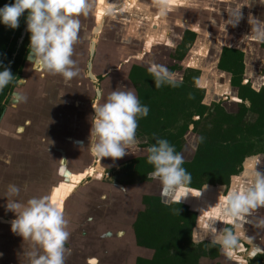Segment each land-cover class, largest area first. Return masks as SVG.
I'll return each instance as SVG.
<instances>
[{
    "label": "water",
    "instance_id": "water-1",
    "mask_svg": "<svg viewBox=\"0 0 264 264\" xmlns=\"http://www.w3.org/2000/svg\"><path fill=\"white\" fill-rule=\"evenodd\" d=\"M185 1L186 2L182 3L183 6L189 5L190 7L187 9L198 7L201 9L202 14L208 9H214V11L218 10L221 5L220 0ZM105 13L106 11H104L103 14ZM202 19L203 17L199 18L198 21L200 23H198L192 18L193 21H189L188 25L187 23H184L177 29H180L181 31L186 27L202 34L204 37L211 38L214 50H219L220 52L222 46L227 42L224 35L216 30L209 29L207 31L205 24H201V22H204ZM104 21L105 19L101 18L95 27L92 29L89 28V34H81L80 42L74 47L73 59L76 60L80 73H86L85 77L87 78V84H89V81H96V75L102 77L106 76L107 85L109 83L108 86L112 88L111 90L107 85H103L100 89L95 88L94 95H89L88 92L84 97L85 99L81 102L77 101L76 98H63L57 96L55 93L56 90L53 88L52 82H50V80H52V75L43 71H35L32 63L27 59L29 50L26 53L21 75L16 79L14 88L10 92L0 114V134H3V138L1 137L3 143H1L0 146V253H2V255H0V264H29L27 253L33 250L31 241H24L22 236L12 232L11 223L16 219V213L8 210V200H18L21 203H26L32 197H51L54 190L60 185H63L65 188H71L70 192L64 194L62 201H59V205L60 203L63 205L65 218L69 221L68 226H71L68 228V231L71 233L69 238L70 241L78 236L74 235V231L71 229L75 225L74 219H79L78 215H80L77 213L78 211L76 210V207L79 206L81 209L85 208L86 212L92 216L95 215V213L92 212H99L102 198L105 197L102 196L99 198L100 196L98 193L101 191H99L94 185L78 187L87 174L86 169L91 165L90 161L86 158V150H90L89 146L91 143L92 128L91 117L95 114L93 101L98 102L100 100L98 103H101L102 100V103H104L107 95L112 90L118 88L117 84L114 89V78L116 76L113 74L119 70L121 62L127 65L125 73L127 80L128 72L132 64H139L149 68V66L155 61L152 59L149 63L146 62L147 59L151 58L147 52H144L142 55L132 52L124 53L117 48L116 43L114 44V50H101V48H99L101 47L98 43L99 40L101 38L111 39V37H107V35L103 34L101 31V27L103 28L104 26ZM219 22L223 23L221 21ZM26 33L27 19L23 25L17 44L6 68L10 69ZM152 33L153 32H151V34ZM149 35L150 33L147 34L145 31L140 32L141 37L145 38L146 36L148 39L147 42L152 40V37L149 38ZM116 37L117 36H115V39H117ZM229 42L231 41L229 40ZM143 44H145V42ZM143 44L137 45L136 47H142L147 51V46ZM228 46L239 48L238 42L236 45L231 42ZM198 50L199 52H203L204 56V51L200 49ZM194 52L191 51L190 55L192 56ZM113 53L114 57L112 58ZM190 55H188L186 57L187 59L183 61L186 66H191L189 63V59L191 58ZM113 60H116V62L114 65H111ZM211 66L212 64H209V70ZM99 70H103V72ZM58 76L60 75L53 76V79ZM129 83L131 84V81L128 79V82L125 83L126 90L131 88ZM17 95L25 97V99L17 100ZM88 104L90 106H87ZM44 133L49 135H45ZM42 135H45L49 139L54 138L56 141H44V145L43 141H34L38 137H42ZM15 139H18L19 141H15ZM5 141H8V143L4 144ZM14 142L16 144L20 142L19 150L17 151L18 153H21L20 155L31 157L32 154L36 156L35 158L39 157L38 159L40 160L37 164L38 167L35 166L31 168V163L29 161L22 160L20 162H13L12 167H7L10 160H14L12 155V149L16 151ZM51 142L54 144L50 145ZM6 145H9V147H6ZM127 151L128 155L133 154L130 150ZM46 154H48V156H45ZM67 157H69V159H67ZM49 159L51 160L49 161ZM107 163H112V161H107ZM74 165L78 166L72 167ZM5 167L9 170H6ZM61 169H63V175L61 174ZM9 173L11 175H8ZM90 175L98 179L101 176V172L97 171V169L95 171L93 168ZM75 176L82 178L73 179ZM10 184H15L20 187L21 191L18 197L8 195ZM115 184L114 188L116 187L119 193L111 195L114 200V207L116 203H120L119 205L124 206L119 208L118 205L117 209H114V250H130L133 246L135 252L131 254L128 264H135L136 256L141 254L144 251V248L138 246L135 242L133 221L130 225H127V222L125 221L126 218L130 216V206L128 210H126V208L132 203L131 196L134 195L135 190L134 188H128L126 184ZM75 188L77 189L75 190ZM189 189L190 192H188V195L194 202L192 203V201L185 198V196V199H181L180 202L187 204L191 210L197 211V205L202 204V199L206 196L207 191L204 189ZM197 193L201 194L196 196ZM143 194L158 195L161 197L162 201L170 202L164 200L162 195L155 191V185H152V191L147 189ZM212 196V201H215L216 203L219 202V197ZM20 197L23 198L21 201L19 200ZM108 198L110 199V197ZM120 199L128 200L122 202ZM172 201L177 200L174 198ZM85 204L87 205L86 207ZM69 211H71V214L68 213ZM90 215L86 217V215L84 216L83 211H81V218L79 221L83 231H86L88 224L85 225L86 222L82 220H84L83 218H87L86 221H90L89 219H92V216ZM96 216L99 215L96 214ZM110 234V231H107V235L110 236ZM136 253L137 255H135Z\"/></svg>",
    "mask_w": 264,
    "mask_h": 264
},
{
    "label": "clouds",
    "instance_id": "clouds-1",
    "mask_svg": "<svg viewBox=\"0 0 264 264\" xmlns=\"http://www.w3.org/2000/svg\"><path fill=\"white\" fill-rule=\"evenodd\" d=\"M152 3L162 15L171 5L170 0H152ZM222 3L228 13V19L224 20L225 28L227 25L236 27L243 19V7L251 6L240 0H222ZM260 4H264V0H260ZM94 5L95 0H15L14 4L0 8V21L16 29L27 11V30L31 33L28 61L35 71L60 75L67 83L80 72L73 59L74 47L81 40L80 17L93 13ZM248 23L252 26L251 35L244 38L264 43V20L249 14ZM148 71L154 77L156 88L165 84L176 86L174 74L166 66L153 63ZM14 78L8 68L0 71V92ZM16 99L25 97L17 95ZM93 109L95 115L91 117L89 146L92 154L100 160L107 157L117 160L128 154L126 150L134 153L133 149L139 144L136 135L138 119L147 117L150 111L148 106L140 103L135 91L118 87L107 95L104 103L93 101ZM147 152V162L154 166L148 179H158L162 190L175 193L174 198L180 201L190 192L192 181L191 173L182 167L185 163L183 154L166 139H157ZM20 191L18 185L10 184L8 195L18 197ZM7 208L16 213V219L11 223L12 232L22 236L24 241L32 242L33 250L27 253L29 264H66L71 254L66 247L71 233L68 231L69 221L60 205L53 203L50 196H43L32 197L26 203L8 200ZM213 208L219 212L218 220L232 227L227 226L219 232L215 229L211 243L219 245L222 254L231 258L240 245L237 229L242 226L241 222H249L247 217L264 208V175L255 171L249 186L222 191L218 204Z\"/></svg>",
    "mask_w": 264,
    "mask_h": 264
},
{
    "label": "trees",
    "instance_id": "trees-1",
    "mask_svg": "<svg viewBox=\"0 0 264 264\" xmlns=\"http://www.w3.org/2000/svg\"><path fill=\"white\" fill-rule=\"evenodd\" d=\"M15 0H0V8L6 4H14ZM27 11L20 18L19 27L9 28L0 21V71L5 70L17 44L21 30L27 18ZM184 32V40L187 35H192L195 39L185 51H204L203 65L198 69L201 76L209 73V64L213 60L215 53L212 46V39L204 37L202 34L189 28ZM194 31V32H193ZM31 33H27L17 51L10 71L14 80L0 92V114L5 106L10 92L13 90L16 79L21 75V70L25 62V56L30 46ZM206 54V55H205ZM219 57V63L216 64V72L224 73L228 71L232 74L231 86L238 87L240 97L248 101L249 106L244 102L238 104L239 111L236 113H224L222 108L212 119L213 127L205 125L194 131L199 133L198 141L194 145L193 154L190 159L185 160L182 167L191 173L192 181L189 188L192 189H226L232 181L234 175L238 174L246 160L253 156L264 157V86L258 91L252 89L248 84H241V73L243 71L242 52L222 46ZM185 53L180 61L179 73H194V78L184 76V80L176 81V85H162L156 88L154 77L149 73L148 68L139 64H132L128 72V79L135 84L137 96L142 105L149 107L150 111L147 117L138 119V129L136 135H145L147 149L156 143L157 139H171L173 130L165 128L162 118L161 104H165V99L169 105L168 114L174 111V100L177 96L181 98L183 108L190 106L195 108L192 113H201L205 107L200 103L201 95L198 93V87L194 86L195 73L190 69L192 66H186L183 61L187 57ZM193 71V72H192ZM227 73V72H226ZM228 74V73H227ZM236 87L232 90L236 91ZM219 88H216L218 91ZM175 92H178L177 94ZM217 94L215 99H217ZM189 109V108H188ZM246 111H252L256 114L254 120L244 119ZM204 118V117H202ZM197 122L194 124L196 125ZM186 122L178 135L184 131ZM173 145L177 152L182 148V141H168ZM148 152L145 156L134 158L132 166L134 177L144 182L148 179V173L154 171V166L147 162ZM207 185V187H205ZM221 189V190H222ZM142 202L146 208L137 212L133 222V231L135 242L138 246L153 252L149 259L136 257L135 264H200L199 258L206 256L209 250L206 248V242L194 244L191 239L192 228L195 224V211L180 201L164 202L158 195L143 194ZM190 250V252H188ZM194 250V252H193ZM198 250V252L196 251ZM216 252V251H215ZM259 264L260 259L258 258Z\"/></svg>",
    "mask_w": 264,
    "mask_h": 264
},
{
    "label": "crops",
    "instance_id": "crops-1",
    "mask_svg": "<svg viewBox=\"0 0 264 264\" xmlns=\"http://www.w3.org/2000/svg\"><path fill=\"white\" fill-rule=\"evenodd\" d=\"M183 2L184 0H175V3H171L166 14L162 15L158 11V9L153 5L152 0H104L103 3H101L100 0H95L93 13H91L87 17L84 16L80 17L82 24L81 34L86 35L90 30L89 28L92 29L93 27H95V25L98 23L97 22L98 17L104 18L105 19L104 26L103 28L101 27V31L103 34L107 35V37H111V39L101 38L99 40L98 43L101 46L99 47L101 48V50H107V49L114 50V44L116 43L117 48L123 51L124 53L132 52V53H139L140 55H142L144 52H147L149 56L160 55L161 58L165 59L163 60L165 62L164 66H168L173 62L169 54L170 52L173 51L175 46L180 42L183 35V31L186 29V27H184L180 31V29L177 28L178 27L180 28V26L184 23H187L188 25L189 21L190 22L193 21L192 18H194L196 22L200 23L198 19L203 17L202 20L204 22H201V24H205L207 31L209 29L216 31L219 30L220 28L225 29L224 38L227 41L225 42V46L226 45L228 46L231 42H233L236 45V43L238 42V47H239L238 49L244 50L249 54L260 53V55L263 56L264 58V46H261V44L264 43L254 41L255 45H253L250 42L251 40L244 38L245 36L251 35L252 26L248 23L249 14H251L253 17L264 20V4H260V0H240L241 3H248L251 4V6L249 7L248 5H245L243 7L242 9L243 19L236 27L227 25L226 28L224 27L223 23L224 20L228 19V13L224 10L225 5L222 3V0H220L221 5L218 10L214 11V9H208L203 14L201 13V9L198 7H192L190 9H187L190 6L189 5L183 6L182 4ZM100 8L105 10L106 13L105 14L99 13ZM219 21L223 23H220ZM214 22L216 24L215 27H214ZM141 31H145L147 34L150 33L149 38L152 37V40H149L147 42L148 39L146 38V36L145 38L140 36ZM151 32L153 33L151 34ZM115 36H117L116 37L117 39H115ZM229 40L231 42H229ZM144 42L145 44H143ZM142 44L147 46L148 49L147 51L142 47H136L137 45H142ZM113 57H114V53L112 58ZM257 60L258 59H256V61ZM85 75L86 73L84 74V76H81L79 72V75L77 77H74L70 82L67 83L65 82L62 76L61 77L58 76L53 79V75H52L51 76L52 80H50V82H52L53 88L56 90L55 93L57 96L63 98L66 97L76 98L77 101L81 102L85 99L84 97L87 95L88 92L89 95H94L93 93H95V89L93 90L90 87V85L87 84V79H85ZM96 78L98 79V76ZM126 81L128 82V79ZM131 84H130L131 87L130 89L135 91L133 84L132 85ZM44 134L49 135L46 133ZM45 135L44 136L42 135V137L41 136L38 137L34 141H43V145H44V141H52V142L56 141V139L54 138L49 139ZM17 140L15 139V141ZM9 141H14V140H9ZM52 142L50 143V145L54 144ZM6 143H8V141H5L4 144ZM14 144L16 146V151L12 149V155L15 161L10 160V163H8L7 167H12L13 162H20L21 160L29 161L31 163V168L35 166L38 167L37 164L38 161L40 160L38 159L39 157L35 158L36 156L32 154L31 157H28L27 155H20L21 153L17 152L19 150L18 148L20 142L17 144L14 142ZM6 147H9V145H6ZM45 156H48V154H46ZM50 160L51 159H49V161ZM7 167H5L6 170H9L7 169ZM255 171H258L262 175H264L263 156L257 155L246 160L243 164L242 170L238 174L233 176L232 178L233 180L229 188L240 189L242 187L249 186L254 178ZM8 175L11 174L9 173ZM133 197L134 196H131V199ZM185 198L191 200L192 203L194 202L193 199L189 197L188 193L185 194ZM185 198L184 196L181 197L182 200ZM206 198L209 199V201L202 202V204L197 205L198 208L197 211H195L197 213V221L194 229V235L195 236L199 235V233L197 232V228L200 227L203 231V234H200L201 237L213 239L211 233L214 232L215 228L222 227L225 223L219 221L218 216L214 215L217 209L213 207H215L218 204V202L216 203L215 201L211 200L213 196H207ZM21 199L23 198L20 197L19 200L21 201ZM104 200L106 201L105 203H103ZM131 201L132 203L128 205L126 210H128L130 206L129 214L132 216L133 213L132 221L134 222L135 219L134 217L136 214L134 210L135 209L134 205H136V202L134 199ZM139 202L143 204L142 199ZM86 206L87 205L85 204V207ZM144 207L145 206L143 205L142 209H144ZM76 210L78 211L77 213L80 215H81V211H83L84 216L87 213L85 208L81 209V207L79 206L76 207ZM93 213L98 214L100 218L104 216H108L114 220L113 198L111 196L110 199L103 197L101 201V206L99 208V212L96 213V211H94ZM89 215L90 214L87 213L86 217ZM246 219L249 220V222H241L242 226L238 228L237 231L239 232L242 240L248 244L249 248L246 255L250 256L256 251L264 250V223H262L264 222V208L258 209L253 214L252 217H247ZM89 220H91V218ZM255 225H260V226L257 227ZM81 227L82 226H80L79 236L74 237L73 239H71V241L69 240V244L66 247L74 251H84L83 252L84 254L68 256L67 261L70 260V264H87L83 261V258H86L87 256H93L95 257L96 260H100L102 258L103 259L109 258L110 261H112V264H128L131 254L135 252L131 243L130 245L132 247L130 250H121V249L114 250V237L111 238L112 231L106 229L105 232L97 238L96 235L97 234L99 235V233L95 235L90 233V235L86 237V234L88 232L86 231L83 232V229ZM107 231H110L111 233L110 236L107 235ZM105 236L109 237L108 242L102 241ZM125 251H127V254H124ZM111 252H114V255L110 254ZM135 255H137V253ZM235 256L236 255L234 253V255L231 258L226 257L227 261L228 262L234 261L235 260L234 258H238L240 260L239 262L244 261L242 259L244 258L243 256H236V257Z\"/></svg>",
    "mask_w": 264,
    "mask_h": 264
},
{
    "label": "flooded vegetation",
    "instance_id": "flooded-vegetation-1",
    "mask_svg": "<svg viewBox=\"0 0 264 264\" xmlns=\"http://www.w3.org/2000/svg\"><path fill=\"white\" fill-rule=\"evenodd\" d=\"M216 26L215 22H214V27ZM188 30L185 29L183 31L184 32ZM192 31V30H190ZM219 33H221L222 35H224V28H220L219 30H217ZM194 32V31H193ZM188 39L186 41L184 40V35H182V38L180 40V42L175 46V48L173 49L172 52H170V58L173 60L172 64L166 66L170 72H172L174 74V78L175 81H181L184 80V76L186 75V73L183 75L182 73H179L178 70H180V61L183 57V55L187 52L185 51L188 50V47H190V45H192L193 41L195 39H193V36L187 35L186 36ZM261 46H264V44H261ZM232 49H236L238 51L242 52V65H243V71L241 73V84H248L252 89L258 91L262 86H264V58L263 56L260 55V53H248L245 52L244 50L235 48V47H230ZM250 55L247 56L246 55ZM214 56V55H213ZM219 57L220 54L218 53V57H217V65L219 63ZM214 58V57H213ZM256 59H258L256 61ZM215 67V66H214ZM191 70H195L196 68L193 69V67H190ZM192 71V72H193ZM195 82H194V86L200 88L198 93L201 95L200 97V103L204 104L205 107L201 110V113H192V115L189 113H191V111H195V108L190 106L188 108H183L182 105H179V103H181V98L179 96H177L176 100H174V111L170 114H168V110H169V105L167 103V101L165 99H162V101H165L166 103L162 105L161 110H162V118L164 119V127L165 128H170L171 130H173V132L175 134H173V136L171 137V139H166V137H164V139H166L167 141H182V148H183V142L187 141L186 140V135L187 133H191L192 137L190 139V141H193V145L196 144V141H198L199 138V133L194 131L195 126L197 127V129L202 128L204 125L205 127H213V125L215 123H213L212 119H214V116L216 113H218L219 111L216 110V104L218 105L217 107L222 108L224 113H236L239 111L238 108V104L240 102H244L245 104H247L249 106L248 101H244L243 98L240 97V94L238 92V87L236 86H231V80H232V74L228 71H225L224 73H217L216 72V67L211 68L209 70V73H205V76H201V71L199 74L198 69L195 70ZM228 74H227V73ZM189 76L188 78L191 80V78H194V73H187ZM180 88L179 85H176ZM133 87L136 91V86L133 83ZM232 87H236V91L232 90ZM216 88H219L218 91L216 90ZM176 94L178 92H175ZM137 94V91H136ZM217 96V99H215V95ZM250 116H252V118H250ZM204 117V118H202ZM254 118H256V114L252 111H246L245 115H244V119L251 121L254 120ZM186 122L184 131L181 133V136L178 135V131L180 129H182L183 127V123ZM195 122L196 125L194 124ZM137 137H143L144 141L142 144L139 143V146L143 148H145L144 153L138 154L136 156H133L125 161H122L116 165H114V167L108 169L109 171H113L114 170V177H111L110 180H112V178L114 180H116V178L118 176H120V173L123 172V174L126 176H133L134 175L132 173H134V169L132 166V161L133 159L136 157H140V156H145L147 154V141L148 138L145 135H137ZM181 148V150H182ZM180 150V151H181ZM179 151V153H180ZM135 152L132 154L134 155ZM131 155V156H132ZM191 158V157H190ZM188 158V159H190ZM185 159V160H188ZM243 167V165H242ZM242 167L240 169V171L242 170ZM93 166L89 167V169H87V173H92L93 171ZM239 171V172H240ZM149 174V173H148ZM117 175V176H116ZM102 180L105 181V179L108 177V171H104L103 174H101ZM99 177V178H100ZM136 179V178H135ZM137 180V179H136ZM138 181V180H137ZM145 181H154V183H157L159 180H153L151 178L145 180ZM122 182V181H120ZM125 184H129L133 181H123ZM153 184V183H152ZM231 185V183L229 184V186ZM229 186L226 187L225 190L223 191H227L229 189ZM104 202V201H103ZM59 205V201L57 203ZM144 204V208H146V204ZM196 213V212H195ZM195 220V224L192 228V233H191V239L192 242L197 244L199 242H206V248L209 250L208 254L206 256H201L199 258L200 264H258L257 263V259H260L259 264H264V250L263 251H256L253 254H251L250 256L246 255L248 252V244L246 242H244L242 240V238L240 239V245L238 250L235 252L236 256H243L244 258H242L244 261L239 262L240 260L238 258H234V261L228 262L227 258L225 255L222 254V252L220 251L219 245H214L211 243L212 239H208V238H204L201 237V235H194V229L196 226V221H197V213L195 214L194 217ZM232 227L230 225H226L224 224L222 227L219 228H215L217 230V232L223 230L225 227ZM91 234H97V232H95V228H93V230H91L90 232H88L86 234V237H88ZM79 236V234H77ZM199 237V238H198ZM86 240V239H85ZM66 246H68V244H66ZM71 254L68 256H75V255H83L84 251H74V250H70ZM198 252V250H196ZM216 251V252H215ZM188 252H190V250H188ZM194 252V250H193ZM110 254L114 255V252H111ZM153 252L148 251L146 249V251H144V254L142 253V255H138L137 257H143L146 259H149L152 257ZM235 256V257H236ZM93 259V260H92ZM238 259V260H236ZM92 260V261H91ZM83 261L87 264H102L104 262H110L112 264V261H110L109 258H102L100 260H96L95 257L93 256H87L86 258H83ZM66 264H70V260H66Z\"/></svg>",
    "mask_w": 264,
    "mask_h": 264
},
{
    "label": "rangeland",
    "instance_id": "rangeland-1",
    "mask_svg": "<svg viewBox=\"0 0 264 264\" xmlns=\"http://www.w3.org/2000/svg\"><path fill=\"white\" fill-rule=\"evenodd\" d=\"M171 19H173V18H171ZM250 42L253 45H255V42L254 41H250ZM218 52H219V50L215 51L214 56H213L214 58L210 62V64H212L211 68H214L215 69V67H216ZM186 53L188 55H190L191 51L190 52H186ZM190 57L191 58L189 59V63L191 64L192 67H198L199 65L200 66L203 65V58H204L203 52H199V50H197V51H195L192 54V56L190 55ZM152 59L155 60L154 63H156V64H160V65H162V64L164 65L165 64V62L163 61L165 59L164 58H161L160 55L151 56V58L147 59L146 62L149 63V61L152 60ZM186 59L187 58H185V60ZM115 62H116V60H113V63H111V65H114ZM144 62H142V63H144ZM126 68H127V65L125 63H122L121 62V65H120L119 70L116 71V73L113 74V75L116 76L114 78V89H115V86L118 84V87H120V88H122V90H125L126 91V84H125L127 82L126 81V75H125ZM208 69H209V67H208ZM99 71H102L103 72V70H99ZM113 71H114V69H113ZM80 75L81 76H84L83 73H80ZM97 76H98V79H96V81H94V82L89 81L88 82L89 85H90V87L93 88V90L95 88H99L100 89L103 85H107V79H106L107 77L106 76H104V77L100 76L99 77V75H96V77ZM85 79H87V78L85 77ZM108 85H107V87H109ZM109 89L111 90L112 88L109 87ZM98 102H100V100ZM101 103H102V100H101ZM87 106H90V105L88 104ZM250 118H252V116H250ZM1 137L3 138V134L2 133L0 134V146H1V143H3L2 140H1L2 139ZM191 137H192V134L190 132L187 133V135H186V140L187 141H184L183 142V148L180 151V153L183 154V156H184L185 159L190 158L192 156V154H193L194 145H193V141H190ZM137 139L139 140V143H141V144L143 142H145L143 137H137ZM133 151L135 152V154L132 155V156H131V154L130 155L127 154L123 158H120V159H117V160H113V158H111V157L102 158L100 160L99 158L95 157L91 153L90 150L87 149L86 150V158H87L88 161H90V164H91V165L88 166L87 169H89V167L93 166L95 171L97 169V171H100L102 174L106 170V171H108V177L105 179V181H103L102 180V177H100V178L97 179V178L92 177L89 173H87L86 176L82 179L81 183L78 185V187L79 186H81V187H87V186L94 185L96 188L99 189V191H101L100 193H98L99 196H100L99 198H101L102 196H105L106 198H108L111 195H114V193H119V191L117 190V188L116 187L114 188V185H116L115 183L125 184L123 181H128V180L133 181V182H131L129 184L126 183V185H127L128 188H134V190H135L134 191V195H132L134 197L131 199V200L134 199L135 202H136V205H134L135 212H137L138 210H141L143 208V205L144 204H142L141 202H139V201H141V195L144 192H146L147 189L152 191V185H155V191L157 193H160L162 195V197H163L164 200H166V201H172V200H174L175 193L171 194V193H168V192L163 191L162 190V185H161L160 181H158L157 183H154V181H151V182L150 181L140 182V181H137L135 179V177H133V176H127V174H129V173H126V176H125L123 174V172L120 173V176H118L116 178V180H114L113 178H112L113 181L110 180L111 177H114V170L113 171H109L108 169L114 167V165H116V164H118V163H120L122 161H125V160H127V159H129V158H131L133 156H136L138 154H141L142 155L144 153V151H145V148L142 149V147H140L139 144H138L136 146V148L133 149ZM108 158H109V160H108ZM67 159H69V157H67ZM107 161H110V162L112 161V163H107ZM77 166L78 165H74L72 167H77ZM75 177H78V176H75ZM120 181H122V182H120ZM231 183H232V181H231ZM95 187H93V188H95ZM77 188H75V190ZM221 189H219V188L217 190H214V189H211V188L210 189H208V188L207 189H204V190L207 191V194H206L205 197H203L202 201L203 202L209 201V199L206 198L207 195L208 196L214 195L216 197H219L220 194H221V192L223 191V189L222 190ZM120 200L122 202H126L128 199H120ZM105 202L106 201L104 200L103 203H105ZM67 204H68V202H67ZM119 204L120 203H116L114 209H117V206ZM123 206L124 205H119V208H122ZM88 211H90V210H88ZM68 213L71 214V211H69ZM78 216H79V219L78 218L74 219V224L75 225L71 228L74 231V235L80 234L79 230H80V226L81 225H80V221L79 220H80L81 216L80 215H78ZM90 216H92V215H90ZM132 216H133V213H132ZM132 216L130 215L128 218H126L125 221L127 222L126 223L127 225H130L132 223ZM83 219L84 220H82V221L86 222L85 225L88 224V226L86 228V232H90L91 230H93V228H95V232L99 233V235L98 234L96 235V238L99 237V236H101L105 232L106 229L112 231L111 238L114 237V228H115L114 227V220L111 219V217L104 216V217H101L100 218L99 216H96V214H95V215L92 216V219L90 221H86L87 219H85V218H83ZM70 227L71 226H68V228H70ZM99 230H100V232H99ZM83 232H85V231H83ZM197 232L199 234H203V231H202V229L200 227L197 228ZM212 234L213 233H211V236H212ZM102 241L103 242H108L109 241V237L105 236ZM67 244H69V240H68ZM128 253H129V251H128ZM124 254H127V251H125ZM143 254H144V252H143ZM139 255H142V253L139 254ZM102 264H111V263L110 262H104Z\"/></svg>",
    "mask_w": 264,
    "mask_h": 264
},
{
    "label": "snow or ice",
    "instance_id": "snow-or-ice-1",
    "mask_svg": "<svg viewBox=\"0 0 264 264\" xmlns=\"http://www.w3.org/2000/svg\"><path fill=\"white\" fill-rule=\"evenodd\" d=\"M101 3L104 2V0H100ZM171 3H175V0H170ZM61 174L63 175V169H61ZM82 177H74L73 179H81ZM71 188H65L63 185H60L57 189L54 190V194L52 196V202L58 203V201H62L64 198V194L67 192H70ZM60 207L63 209L62 203H60ZM214 215L218 216L219 212L218 210L214 213ZM94 264V262H93Z\"/></svg>",
    "mask_w": 264,
    "mask_h": 264
},
{
    "label": "bare ground",
    "instance_id": "bare-ground-1",
    "mask_svg": "<svg viewBox=\"0 0 264 264\" xmlns=\"http://www.w3.org/2000/svg\"><path fill=\"white\" fill-rule=\"evenodd\" d=\"M181 2H182V1H181ZM184 2H186V1L184 0ZM104 11H105V10H103V9H101V8H100V10H99V13H102V14H103V13H104ZM100 19H101V17H98V19H97L98 21H97V22H99V21H100Z\"/></svg>",
    "mask_w": 264,
    "mask_h": 264
}]
</instances>
